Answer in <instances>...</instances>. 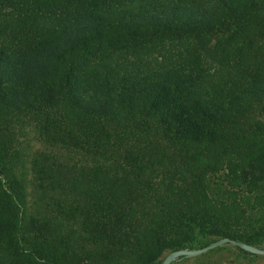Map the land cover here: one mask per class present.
<instances>
[{
	"label": "trees",
	"instance_id": "obj_1",
	"mask_svg": "<svg viewBox=\"0 0 264 264\" xmlns=\"http://www.w3.org/2000/svg\"><path fill=\"white\" fill-rule=\"evenodd\" d=\"M27 125L91 160L57 171L56 215L27 214ZM259 210L264 0H0V264L264 248Z\"/></svg>",
	"mask_w": 264,
	"mask_h": 264
},
{
	"label": "rangeland",
	"instance_id": "obj_2",
	"mask_svg": "<svg viewBox=\"0 0 264 264\" xmlns=\"http://www.w3.org/2000/svg\"><path fill=\"white\" fill-rule=\"evenodd\" d=\"M19 141L26 165L27 214L39 217L56 215L59 203L66 205L68 202L63 190L52 184L53 178H58L57 171L67 172L89 164L91 160L72 149L46 143L32 125L20 131ZM249 217L250 220L241 225L240 230L250 236V241L264 238V210ZM171 264H264V255L243 253L235 245L227 243L199 255L179 257Z\"/></svg>",
	"mask_w": 264,
	"mask_h": 264
},
{
	"label": "water",
	"instance_id": "obj_3",
	"mask_svg": "<svg viewBox=\"0 0 264 264\" xmlns=\"http://www.w3.org/2000/svg\"><path fill=\"white\" fill-rule=\"evenodd\" d=\"M233 244L235 246H238L242 248L243 250L252 253V254H261L264 255V248L263 247H256L253 246L247 242L238 240V239H232L230 237H222L218 240H215L206 246H203L201 248H195V249H180V250H175L172 251L168 254L165 255L163 258V261L161 264H171L173 261H175L177 258L182 257V256H195L199 255L205 251H208L210 249H213L215 247L221 246L223 244Z\"/></svg>",
	"mask_w": 264,
	"mask_h": 264
}]
</instances>
